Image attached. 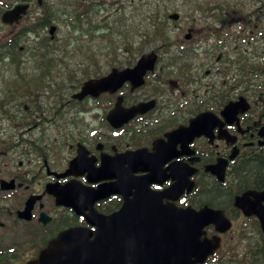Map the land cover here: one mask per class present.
Listing matches in <instances>:
<instances>
[{"label":"flooded vegetation","instance_id":"1","mask_svg":"<svg viewBox=\"0 0 264 264\" xmlns=\"http://www.w3.org/2000/svg\"><path fill=\"white\" fill-rule=\"evenodd\" d=\"M131 33L158 46L118 66L113 45ZM149 54L140 84L81 94ZM115 172L156 191L186 174L191 190L163 201L231 221L206 227L221 241L204 264H264L259 218L235 205H264V0H0V264H20L26 245L34 258L61 230L94 228L51 191L115 183ZM122 203L113 193L93 206Z\"/></svg>","mask_w":264,"mask_h":264},{"label":"water","instance_id":"2","mask_svg":"<svg viewBox=\"0 0 264 264\" xmlns=\"http://www.w3.org/2000/svg\"><path fill=\"white\" fill-rule=\"evenodd\" d=\"M143 57L133 68L121 70L115 76L110 73L94 84L104 88L112 81L117 80L116 83L120 84L133 78H137L135 84H140L143 74L153 69L155 61L152 54ZM92 81L85 83L82 95L93 92L96 86ZM176 133L178 135L179 131ZM129 153L128 158L133 161L143 158L142 152ZM175 174L172 175L174 178ZM176 175V181L161 191L151 190L144 177L86 188L90 197L81 199L79 194L80 203L65 196V190H52L58 204L72 207L94 228L79 226L60 231L36 258L26 264H203L220 246V237H208L205 227L213 224L221 233L230 228L231 222L222 210H214L207 205L196 209L190 205L183 207L174 202H164V198L177 200L185 188L187 192L192 188V181L186 174ZM113 193L123 196L121 207L111 214L99 213L93 203ZM235 205L246 214H256L264 232V205L245 201L243 196L236 197Z\"/></svg>","mask_w":264,"mask_h":264},{"label":"rangeland","instance_id":"3","mask_svg":"<svg viewBox=\"0 0 264 264\" xmlns=\"http://www.w3.org/2000/svg\"><path fill=\"white\" fill-rule=\"evenodd\" d=\"M173 17L176 18V15L174 14ZM59 37L61 38V37H67V36H66V33L63 32V30H61ZM138 39L139 38L137 35H134L133 33H131V38L129 39L127 44L125 45L121 44V41L119 40L115 41V44L113 45L114 48L119 47L115 52V57L117 56L116 63L118 66L125 65L127 64V61H131V57L135 58L138 55H140V53L147 52L158 46V43H148L142 46L138 45L137 43ZM102 51L107 52V48ZM95 83L98 84V82H95ZM38 234H39V230L36 231V236H37L36 239L41 240V238H44V237H39ZM32 252L33 250L30 252V249H28L26 245V248H24L22 252L23 259L20 260V264H24L25 261L28 260Z\"/></svg>","mask_w":264,"mask_h":264},{"label":"bare ground","instance_id":"4","mask_svg":"<svg viewBox=\"0 0 264 264\" xmlns=\"http://www.w3.org/2000/svg\"><path fill=\"white\" fill-rule=\"evenodd\" d=\"M17 9V7L14 9V11ZM14 11H10V12H8V17L12 14V12H14ZM144 59V57L142 58V60ZM116 73H118V72H116ZM94 86H96L94 83H95V81H92L91 82ZM228 107H230V105L228 106ZM228 107H226L225 108V110H224V112H223V114L225 115V112H226V110H227V108ZM134 109H135V107H134ZM125 112V111H124ZM104 162L107 164V165H109L110 164V161H112V160H110L109 158H107V157H105L104 159ZM80 163H83L84 164V166H86L87 168H90V166L88 167V164H87V162H83L82 161V157H81V161H80ZM112 164V163H111ZM110 164V165H111ZM72 166H76V163H73L72 164ZM178 168H180V167H178ZM115 174H116V176L120 179V180H123V177H122V175L119 173V172H115ZM125 189V188H124ZM65 190V196H67L68 198H70V199H73L74 201H78L77 203H80L79 202V200L80 199H78L77 198V196L79 197V194L80 195H82L81 196V199H83V198H86V199H88L90 196H88L89 194H87V189H81V188H76V187H73V186H69V187H67V188H65L64 189ZM60 191H62L61 189H60ZM63 194V193H62ZM249 195H251V193L249 194ZM251 199V198H250Z\"/></svg>","mask_w":264,"mask_h":264}]
</instances>
